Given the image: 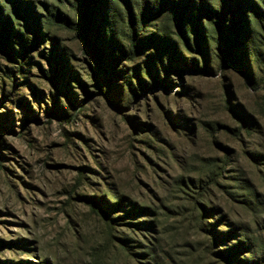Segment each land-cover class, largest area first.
<instances>
[{
    "label": "rangeland",
    "instance_id": "obj_1",
    "mask_svg": "<svg viewBox=\"0 0 264 264\" xmlns=\"http://www.w3.org/2000/svg\"><path fill=\"white\" fill-rule=\"evenodd\" d=\"M71 1L27 0L1 37L0 264H241L218 254L237 224L263 250L264 34L235 42L234 64L205 20L183 40L161 16L129 60L123 4L87 0L85 27Z\"/></svg>",
    "mask_w": 264,
    "mask_h": 264
},
{
    "label": "trees",
    "instance_id": "obj_2",
    "mask_svg": "<svg viewBox=\"0 0 264 264\" xmlns=\"http://www.w3.org/2000/svg\"><path fill=\"white\" fill-rule=\"evenodd\" d=\"M57 1L60 3L64 2V0ZM101 1L107 13L106 16H112L113 13H115L112 0ZM117 1L123 4L127 10L126 14L128 15L127 28L130 54L124 53L121 57L124 59L134 60L137 51L141 48L142 36L145 34L144 32L146 29H148L150 22L161 16H168L175 19L183 40L189 39V36L194 34L196 25L199 24L200 21L205 20V23L209 24L215 33L214 36L216 38L217 49L228 61L234 64H236L233 57L235 54L233 51L235 42L239 45L244 43L245 37L253 36V29L255 28L264 34V0H137L135 9L132 6L131 0ZM70 4H72L74 8H82L84 12H88L89 17L87 22H85V27H88V21L91 20L92 13L88 7L87 0H72ZM43 8L47 12L46 15H44V19L48 24L62 27L67 30H78L82 32V25H73L68 20V17L64 16L55 7L49 9V7L44 4ZM34 12L33 4L27 2V0H12V2L0 0V43L3 45L1 41L2 36L7 35L11 28L18 26V22H20L18 17L24 18L25 16L28 21L33 17ZM33 25H35L37 30L40 27L38 23ZM106 31L109 32L107 33V37L110 40L112 35L111 27H107ZM160 32L165 34L163 31ZM161 33H159L160 36ZM80 34L82 35V33ZM230 35L233 36L234 43L232 46L229 45ZM155 37L158 36L156 35ZM86 39L87 38H85V40ZM38 42L39 39L36 37L32 45L37 46ZM86 42L87 45H89L88 39ZM253 52L252 56L256 55ZM113 67L117 70L115 64ZM19 70L21 71V69ZM165 70L167 71L166 73L169 74L168 70L170 69L166 68ZM106 81H104V83L105 86L108 87L107 92L109 94L111 91V82ZM263 81L264 79L261 82ZM83 202L87 204L94 213L98 214V211H101L97 199H85ZM104 209L107 211L109 210L107 208ZM146 210L147 209L142 210L136 207L132 208L128 214L142 213ZM241 226L240 224L235 225L226 234L238 236L237 242L227 250H220L218 254L230 263L231 256L238 252H244L248 253V256L244 260H241V264H264V249L261 250L257 248L253 238L250 237L248 233L241 231Z\"/></svg>",
    "mask_w": 264,
    "mask_h": 264
}]
</instances>
